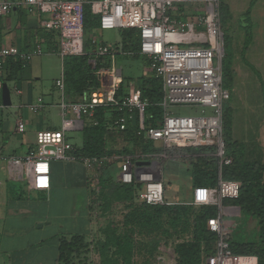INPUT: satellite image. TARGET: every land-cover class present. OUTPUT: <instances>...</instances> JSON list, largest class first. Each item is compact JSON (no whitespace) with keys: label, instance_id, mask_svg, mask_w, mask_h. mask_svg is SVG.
Returning <instances> with one entry per match:
<instances>
[{"label":"built area","instance_id":"built-area-1","mask_svg":"<svg viewBox=\"0 0 264 264\" xmlns=\"http://www.w3.org/2000/svg\"><path fill=\"white\" fill-rule=\"evenodd\" d=\"M175 2L191 3V0H3L0 2L2 14L23 8L27 13L41 17V27L55 31L58 35L57 53L66 55L84 53L83 7L90 4L91 12L99 17V29L132 28L137 31L138 49L123 51L119 45L106 44L92 39L93 57L90 65L95 67L99 57L102 66L95 70L99 88L83 92L77 100L68 101L64 96V79L61 73L54 84L61 93V129H43L36 133L35 147L25 155L8 159L15 175L27 179L30 189L48 191L51 187V162L54 160H79L83 163L87 177L97 181L98 175L108 164L118 163V181H137L140 188L137 202L150 205L172 204L163 199L162 164L172 147H214L218 159L219 173L223 165L231 162L226 155L222 136V105L230 97L228 89L222 86L221 61L224 54L223 32L220 21L218 0H195L201 4L202 13L194 21L182 20L168 13ZM41 44L29 49L14 45L0 46V69L9 57H18L25 63L41 55ZM120 54H135L147 58L148 75L161 80L162 115L158 126L144 124V110L148 100L142 98L137 83L128 82L121 97L115 93L122 82L121 70L116 67V57ZM2 82L0 81V91ZM17 91V88H15ZM102 105L115 106L119 111L111 125L123 130L138 117L137 135L143 140L161 142L159 151L147 153L117 154L85 157L74 154L75 143L66 131L80 132L86 122L94 120L96 108ZM200 107L199 112L188 116L170 113L168 106ZM0 104V108L2 107ZM45 106L38 97L28 108L37 113ZM68 113L72 117H67ZM87 120V121H86ZM18 131L23 123H17ZM240 183L219 178L215 188L198 186L193 189L192 198L185 202L194 206L216 205L218 213L207 219L208 229L217 233L218 239L213 254L207 256L203 264H257L255 255H238L231 252L228 235L223 229L222 216L227 211L238 212L235 205H224V198H235ZM240 212V211H239ZM166 247L157 255L158 264H177V255Z\"/></svg>","mask_w":264,"mask_h":264},{"label":"trees","instance_id":"trees-1","mask_svg":"<svg viewBox=\"0 0 264 264\" xmlns=\"http://www.w3.org/2000/svg\"><path fill=\"white\" fill-rule=\"evenodd\" d=\"M218 1L220 19L229 20L231 13L226 0ZM185 5H191V3H185ZM183 15H186V12ZM174 16L182 19L179 12ZM98 29L99 17L91 12L90 4L87 3L83 7L84 34ZM50 32L53 37L58 36L55 31ZM250 37L249 32H246L244 48ZM223 40L222 86L229 90L233 82L232 57L226 52L224 35ZM138 43L135 29H120V41L116 45H119L123 51H136ZM92 49L86 51L84 43V53L66 55L62 58L64 94L68 101H75L83 92L99 88L100 84L95 70L102 66V61L108 58H97L95 67H92L89 63V59L93 57ZM27 65L28 63L18 57L7 58L0 69V81L8 83L21 79ZM137 85L141 97L148 100V105L144 110V124L158 126L162 115V107L159 104L163 95L161 80L152 75H145L137 82ZM125 91L126 82L122 78L115 93L116 99L125 94ZM118 112L112 105L98 106L94 114L97 124L91 122L84 124L80 131L81 142L75 144L74 154L111 158L117 154L159 151V148L154 147L151 141L143 140L137 135V116L127 124L125 129H115L111 123ZM231 130L232 109L229 105H222V136L226 146V155L231 158V162L223 165L220 173L218 159L214 155L215 149L212 146L172 147L167 150V153L177 151L180 154L184 152L195 156L194 163L188 169L194 187L215 188L219 178L240 183L237 197L224 198L222 204L239 206L240 214H249L254 217L257 221V238L239 241L228 236L229 249L238 255H255L257 264H264V162L246 159L244 152L238 148L237 141L232 140ZM119 142H122V146L117 147ZM111 164L108 162L103 168L93 189L88 179L87 185L90 195L97 197L99 210L102 213L107 211L113 202L125 203L126 212L123 215L121 227L109 221L101 229L102 237L90 242L83 234L57 238V264H75V258L91 249L97 253L99 264H139L138 256L143 262L149 264L150 261L157 260L158 253L168 244L177 255V264H203L205 258L214 253L218 235L208 229L207 219L217 215L216 205L196 207L185 202L164 205L138 203L137 192L141 186L140 183L137 181L122 183L105 177L104 172ZM223 229L228 231V226L224 223Z\"/></svg>","mask_w":264,"mask_h":264},{"label":"rangeland","instance_id":"rangeland-1","mask_svg":"<svg viewBox=\"0 0 264 264\" xmlns=\"http://www.w3.org/2000/svg\"><path fill=\"white\" fill-rule=\"evenodd\" d=\"M191 5H185L184 2H175L168 13L172 16L179 12L182 20L194 21L202 13V6L196 5L195 0H191ZM263 5V4H262ZM233 11V18L229 20L220 19L223 35L226 40V52L230 53L232 61L237 57L247 60L248 52L240 40L242 31V19H248L247 10ZM186 12V15L183 13ZM247 22H250L247 21ZM58 38V37H57ZM102 41L106 44H117L120 41V28L98 29L96 31L84 34L85 50L93 48L90 40ZM224 42V40H223ZM262 44L259 46L260 53ZM41 55L34 56L32 64L35 66L33 75L37 78L33 80V94L40 96L45 103L42 110L37 113L30 112V123L34 127L32 139L34 145L20 140V136L11 135V141L5 152L12 153L25 151L35 147L36 130L40 129H61L62 116L59 102L61 93L55 87L54 79L62 73V58L56 54H48L42 48ZM250 58V57H249ZM116 67L120 68L121 76L126 82L137 83L140 79L148 75V61L146 57L134 56L132 54H120L116 57ZM254 77L257 79V89L252 90L250 95H243L238 98L235 94V86L232 84L229 88L230 97L224 100L223 105H229L232 109V140L237 141L238 148L244 152V157L249 160L264 162V83L259 72L251 67ZM10 98L12 105L2 106L0 111L3 113L7 109L12 110V116L15 112L24 110L17 107L18 97L15 93L14 84L8 82ZM65 96V94H64ZM66 100L68 98L65 97ZM17 107V108H16ZM170 113L177 116H188L199 112L200 107L191 106H168ZM72 117L71 113L66 115ZM87 121V120H86ZM66 136L76 144H80V132L75 130L66 131ZM154 147H160L161 142H151ZM122 146V142L117 147ZM174 153V154H173ZM167 153L169 155L162 164L163 181V199L168 201L178 199V201H190L192 198L194 186L188 185L186 179L177 177L174 171L176 166L185 168L191 166L195 161V156L188 153ZM176 162V163H175ZM118 163H113L104 172V176L112 180H118ZM54 184L47 192L28 189L27 179L23 177L18 180H10L16 185L19 192L24 193L22 204L28 211L22 219H16V223L9 235L0 232V264H57L56 240L62 236L69 237L72 234H83L88 242L101 238V229L108 221L114 222L121 227V221L126 210L125 203L113 202L105 212L99 210L97 197L90 195V190L84 181V166L79 160H54L52 161ZM86 171V170H85ZM71 175L73 177H71ZM175 175V178L174 176ZM170 177L174 179L171 181ZM87 178V176H86ZM90 181V187L96 186V180L87 178ZM177 181V182H176ZM193 188V189H192ZM139 203V202H138ZM90 220L93 228L87 229ZM223 223L228 226L226 232L234 240H253L257 238V221L249 214L223 215ZM170 250V245L167 246ZM139 264H146L138 256ZM142 260V262H141ZM75 264H99V257L95 251L88 250L85 254L74 259ZM149 264H158L156 260Z\"/></svg>","mask_w":264,"mask_h":264},{"label":"crops","instance_id":"crops-1","mask_svg":"<svg viewBox=\"0 0 264 264\" xmlns=\"http://www.w3.org/2000/svg\"><path fill=\"white\" fill-rule=\"evenodd\" d=\"M1 1L3 0H0V2ZM226 2L231 13V19L233 18V11H240L243 9L246 10L251 4L248 20H246L245 17H243L241 20L243 23L241 25L242 31L240 32V40L242 45H244L246 32H249L251 35L249 42L244 48L248 52V56L250 58L248 57V59L245 61L236 57L232 61V84L235 86L236 96L238 98H242L244 94L250 95L252 90L255 91V89H257L258 81L254 77L251 67H254V70L260 73L263 79L262 82L264 83V52L260 53L259 50V46H261V44L263 46L262 51L264 49V0H226ZM40 19L41 17L37 14L27 13L23 8L13 9L8 14H2L0 11V46L14 45L20 49H29L36 43H39L41 44L42 48H46L45 51L48 54L58 55V36L53 37L50 31L43 29L40 24ZM249 20L250 22H247ZM34 71L35 66L32 64V60H30L21 79L12 81L14 88H17V91L15 90V93L18 97L17 107H22L24 110H21L20 113L15 112L14 117L11 115V109L6 110L8 113H3L2 110L0 111V232L6 233L7 235H9L11 231L9 229L14 227L16 219H22L25 217V214L28 211V208L26 209L21 202L24 193L17 191L16 185L10 181L18 180L20 178H18L15 175L13 169L10 168L8 159L11 157H20L25 155L30 147L22 152H17L14 150L12 153H6L5 150L11 141V135L20 136V140L24 141L26 144L29 143L34 145V140H31L34 125L32 126L29 121V114L31 110L28 108L30 103L35 102L36 99L40 97L39 95L34 96L33 94V80L37 79L33 75ZM56 78H58V76ZM56 78L54 79V82ZM240 92H242L243 95ZM20 120L23 123L22 131H18L17 129V123ZM39 130L40 129H37L36 132ZM188 169L189 166H185V168L176 166L174 171L177 172L176 176L178 178L181 177V179H186L185 181L188 182V185L193 187L188 174ZM85 170L86 169H84V181L87 184V171ZM173 176L175 178V175ZM71 177L73 176L71 175ZM170 179L171 181H174L172 177H170ZM52 183L54 184V177L51 162V187ZM27 185L28 184H26V186ZM51 187L48 191L44 192L50 194ZM27 188L29 189L28 186ZM168 201L171 203H178L188 202L189 200L178 201V199H171ZM235 214H237V212L232 213L231 211H227L226 215L230 216ZM90 228H93V223L91 220L90 224L87 226L88 232Z\"/></svg>","mask_w":264,"mask_h":264},{"label":"water","instance_id":"water-1","mask_svg":"<svg viewBox=\"0 0 264 264\" xmlns=\"http://www.w3.org/2000/svg\"><path fill=\"white\" fill-rule=\"evenodd\" d=\"M1 102L4 107L11 105L10 90L6 82H3L1 86ZM236 208L238 211H240L239 206H236Z\"/></svg>","mask_w":264,"mask_h":264}]
</instances>
